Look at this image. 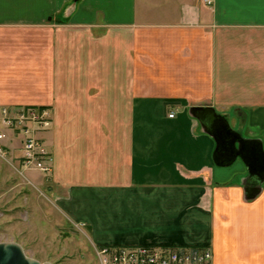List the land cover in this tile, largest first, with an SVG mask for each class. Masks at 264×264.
I'll return each instance as SVG.
<instances>
[{"label":"crops","instance_id":"crops-1","mask_svg":"<svg viewBox=\"0 0 264 264\" xmlns=\"http://www.w3.org/2000/svg\"><path fill=\"white\" fill-rule=\"evenodd\" d=\"M0 79L52 109L50 196L94 247L264 264V0H0Z\"/></svg>","mask_w":264,"mask_h":264},{"label":"rangeland","instance_id":"rangeland-1","mask_svg":"<svg viewBox=\"0 0 264 264\" xmlns=\"http://www.w3.org/2000/svg\"><path fill=\"white\" fill-rule=\"evenodd\" d=\"M16 42L14 48H26ZM7 91L0 86V96ZM15 154L8 148L6 157L0 155V243H17L42 263L101 264L89 230L68 223L54 206L51 179L23 168Z\"/></svg>","mask_w":264,"mask_h":264},{"label":"built area","instance_id":"built-area-1","mask_svg":"<svg viewBox=\"0 0 264 264\" xmlns=\"http://www.w3.org/2000/svg\"><path fill=\"white\" fill-rule=\"evenodd\" d=\"M212 5L213 0H204ZM170 113L169 117H174ZM53 125L52 109L48 106L28 105L0 109V155L8 154L7 140L18 137L22 155L19 158L25 169L44 174L52 171V154L40 133ZM101 264H213V250L203 246L156 245H101L96 247Z\"/></svg>","mask_w":264,"mask_h":264},{"label":"water","instance_id":"water-1","mask_svg":"<svg viewBox=\"0 0 264 264\" xmlns=\"http://www.w3.org/2000/svg\"><path fill=\"white\" fill-rule=\"evenodd\" d=\"M0 264H50L28 257L23 248L14 242L0 243Z\"/></svg>","mask_w":264,"mask_h":264}]
</instances>
